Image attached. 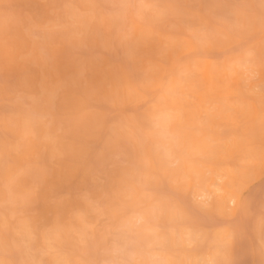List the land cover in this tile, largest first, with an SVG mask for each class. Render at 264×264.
<instances>
[{
    "label": "clouds",
    "instance_id": "clouds-1",
    "mask_svg": "<svg viewBox=\"0 0 264 264\" xmlns=\"http://www.w3.org/2000/svg\"><path fill=\"white\" fill-rule=\"evenodd\" d=\"M0 264H264V0H0Z\"/></svg>",
    "mask_w": 264,
    "mask_h": 264
}]
</instances>
